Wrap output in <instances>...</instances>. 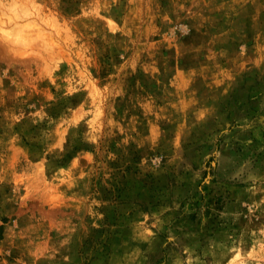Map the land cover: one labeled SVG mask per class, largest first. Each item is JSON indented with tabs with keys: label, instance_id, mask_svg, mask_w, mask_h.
Listing matches in <instances>:
<instances>
[{
	"label": "rangeland",
	"instance_id": "374dc122",
	"mask_svg": "<svg viewBox=\"0 0 264 264\" xmlns=\"http://www.w3.org/2000/svg\"><path fill=\"white\" fill-rule=\"evenodd\" d=\"M0 264H264V0H0Z\"/></svg>",
	"mask_w": 264,
	"mask_h": 264
}]
</instances>
